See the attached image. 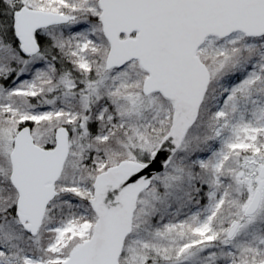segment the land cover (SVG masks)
<instances>
[{
	"label": "snow or ice",
	"instance_id": "1",
	"mask_svg": "<svg viewBox=\"0 0 264 264\" xmlns=\"http://www.w3.org/2000/svg\"><path fill=\"white\" fill-rule=\"evenodd\" d=\"M0 264H264V0H0Z\"/></svg>",
	"mask_w": 264,
	"mask_h": 264
}]
</instances>
